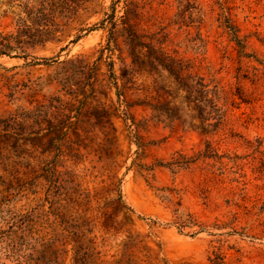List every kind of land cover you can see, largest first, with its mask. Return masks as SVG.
Listing matches in <instances>:
<instances>
[{"label":"rangeland","instance_id":"1","mask_svg":"<svg viewBox=\"0 0 264 264\" xmlns=\"http://www.w3.org/2000/svg\"><path fill=\"white\" fill-rule=\"evenodd\" d=\"M111 4L87 2L60 40L32 52L56 61L0 57V196L17 195L3 208L34 210L52 264H211L214 252L264 264V0H121L113 33L100 23ZM230 7L250 58L219 26ZM176 60L183 74L239 82L252 103L229 110L236 136L193 125L161 65ZM207 140L223 163L176 166Z\"/></svg>","mask_w":264,"mask_h":264},{"label":"trees","instance_id":"2","mask_svg":"<svg viewBox=\"0 0 264 264\" xmlns=\"http://www.w3.org/2000/svg\"><path fill=\"white\" fill-rule=\"evenodd\" d=\"M92 0H6L7 8L4 15L11 18L10 28H0V57L9 56L13 58H23L27 60L32 57L33 64H40L39 60L56 61L55 57H39L32 52L39 47H44L50 42L60 40L64 29L69 22L76 18L80 11L85 8V4ZM121 0H112L109 10L104 11L101 19V27H110L111 32L116 27V5ZM193 12L200 13V8L195 2L191 6ZM229 8L227 13H219V26L224 29L229 40L235 44L238 57L250 58L252 55L247 52L248 36H241V26L234 19ZM123 17V16H122ZM200 22L203 20L199 16ZM92 30L89 28L88 31ZM81 36L76 37L71 42H76ZM128 35V41H131ZM105 49L111 51V41ZM104 49H102V53ZM161 60V59H160ZM158 60V62H161ZM175 60V59H174ZM173 60V61H174ZM259 64L264 66V61L256 59ZM177 61V60H176ZM133 66L137 64L132 60ZM162 67L168 70L176 81V89L182 93V102L190 103L192 106L191 122L194 126H199L205 134L218 135L220 133L236 136V133L229 127L230 108H239L241 104H250L252 100L245 93L239 82L236 84L226 83L220 78L219 72H201L191 70L183 74L185 64L183 60L177 61V69L161 63ZM173 69L177 70L173 72ZM237 80L248 78L247 73H242V68L237 67ZM121 100L122 93L118 92ZM181 158L186 157L182 151L177 152ZM224 155L219 154L213 142L206 141L203 151L194 153L186 161H174L176 166H189L196 160L213 159L220 163ZM168 164H173L168 163ZM19 194V193H18ZM17 195L12 193L0 196V264H52L49 256L52 253L49 241L43 229L34 226V210L23 208H3V205L16 202ZM190 217H193L190 214ZM180 230L187 223L177 222ZM40 247L38 250L36 247ZM37 254V255H36ZM49 254V256H48ZM56 257V256H55ZM211 264H229L226 256L222 252H214V257L210 258Z\"/></svg>","mask_w":264,"mask_h":264}]
</instances>
